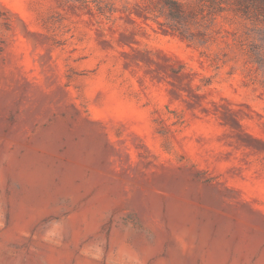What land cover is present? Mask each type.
Here are the masks:
<instances>
[{"label":"rangeland","instance_id":"374dc122","mask_svg":"<svg viewBox=\"0 0 264 264\" xmlns=\"http://www.w3.org/2000/svg\"><path fill=\"white\" fill-rule=\"evenodd\" d=\"M101 1L0 0V264H264V0Z\"/></svg>","mask_w":264,"mask_h":264},{"label":"bare ground","instance_id":"6f19581e","mask_svg":"<svg viewBox=\"0 0 264 264\" xmlns=\"http://www.w3.org/2000/svg\"><path fill=\"white\" fill-rule=\"evenodd\" d=\"M76 170V169H75ZM19 176L21 180L28 186L36 188L39 186H44L46 183L45 175L30 162L23 165L19 171ZM73 174H69L66 177L67 183H72ZM196 233L189 234L182 239V248L176 250L174 253V258L177 264H182L183 256L186 254L192 255L197 249H201L204 246L207 247L205 253V264H220L222 259L225 257V252L223 248L217 244L209 243L205 234L201 236V240L197 241ZM58 257L55 255L50 256L53 261Z\"/></svg>","mask_w":264,"mask_h":264},{"label":"trees","instance_id":"16d2710c","mask_svg":"<svg viewBox=\"0 0 264 264\" xmlns=\"http://www.w3.org/2000/svg\"><path fill=\"white\" fill-rule=\"evenodd\" d=\"M61 5H80L84 10L89 12L94 8L95 10L103 13L101 0H58ZM160 10L166 15L167 18L174 21H185L190 15L193 14L194 9L187 7L185 4L176 0H159ZM93 6V7H92Z\"/></svg>","mask_w":264,"mask_h":264}]
</instances>
